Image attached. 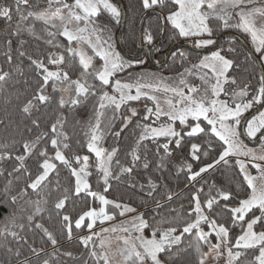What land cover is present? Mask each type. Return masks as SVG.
<instances>
[{
  "label": "snow or ice",
  "instance_id": "obj_1",
  "mask_svg": "<svg viewBox=\"0 0 264 264\" xmlns=\"http://www.w3.org/2000/svg\"><path fill=\"white\" fill-rule=\"evenodd\" d=\"M258 0H141L142 9L145 11L160 8L161 12L166 9L167 14L162 18L175 30L176 36L186 40H192V47L196 49H213L209 54L202 55L196 63H192L190 68H186L179 74L178 87H169L164 83L163 77H157L153 72L133 73L129 71L134 67L146 63L143 59H128L116 49L114 42V33L112 28L119 25L122 20L123 11L114 0H47V8L40 12L28 11L25 13L22 6L28 5V0H15V14L19 18L16 25V31L27 30L35 35L34 25L23 29L21 25L29 18L36 22H41L45 27L44 31L52 39L46 42L53 47L63 48L64 52L70 57L79 59V65L82 68L79 78L71 79L68 72L60 70H50L43 59H28L35 66L38 75L42 77L41 83L35 89L31 99L26 100L21 106L24 114L30 115L36 107V102L41 104L50 100L46 92L49 82H52V91L66 92L69 89L74 90V98L70 99L73 106L84 104L90 97H96L98 107H94L93 118L87 122V130L84 136L87 138L86 148L89 153L94 154V159L90 160L89 155L75 154L71 157L65 155V150L70 149L69 134L64 130L65 117H60L51 124L48 132H42L34 139L23 140L21 147L23 153L16 156L19 166L14 167L9 175L20 173L28 177L26 186L15 195H11L12 204L28 196V190L31 189L37 196L43 197L45 190L50 183L49 176L57 170L58 161L60 165L66 168L74 180L72 195L80 197L82 194L98 200L102 207L97 210L89 207L88 210L79 214L73 220L64 209L69 200L68 189L64 190L62 197L59 198L54 207L57 214L64 222L63 227L66 230L68 239L72 238L73 226L76 229L82 227L89 230L90 234L81 237L83 245L87 248L91 243L90 256L96 258V264H112L108 249L112 246V239L107 233H123L117 237L122 241V247L119 248V254L123 257V264H171V261L186 252L187 248L180 247L184 241L185 234L194 235L195 240L189 241V248L194 247L201 258L199 264H204L205 256L201 253V245L207 244L211 249L216 250L217 258L221 255L220 249L226 247L228 262L227 264H264V6L250 7L256 5ZM0 16L6 18L9 22L13 18V9L4 7L0 9ZM161 18L158 16V19ZM59 21V23H56ZM143 23V21H142ZM51 29H56L52 31ZM228 29L237 30L239 33L249 38L251 48L248 50L245 59L258 63L262 69L258 77V83L255 89L249 91L250 85H245L239 90L229 91L225 85H238L236 76H230L229 72L235 65V60L228 58L222 53L237 52V45L232 37L227 39L231 41V46L225 49L222 43H218L216 36ZM160 33L164 28L158 26ZM57 36H63L67 44L55 43ZM39 38V37H37ZM73 42L80 47H74ZM9 43H11L9 41ZM23 44V41L21 42ZM142 43L146 45L154 44V36L151 29H144ZM84 45L90 49L92 55H89L84 49ZM182 60H189V54L179 51ZM24 51L20 56H25ZM173 56L177 52L172 53ZM99 58L102 63L96 66L94 61ZM11 62V56L8 57ZM48 64L64 65L65 55L63 53H49ZM156 63H159L157 61ZM19 71V69H18ZM127 73L125 78H119V74ZM198 76L201 85L190 84L186 77ZM9 77L8 72L0 69V82L6 81ZM89 77L99 83H89ZM148 78L157 81L149 82ZM27 83V81H25ZM144 89H150L153 92H170L176 99L168 98L165 100L167 110L161 107L160 101L155 95L149 94ZM134 90V94H133ZM111 92V94H110ZM225 98H221V97ZM146 97L153 102L154 107L145 106V114L142 120H151V123L137 125L141 132L137 138L136 146L131 152V163L135 165L141 161L140 148L144 141H157L163 137L165 142L162 148L166 155L171 156V146L179 148L181 142L187 138H196L200 134L214 137L220 143V152L218 157L212 162L204 163L193 171L191 163H185L181 170L187 169L188 179L191 182L198 183L197 178H202V174L214 169L223 162L228 164V158L235 157V164L239 165V172L242 174L243 183L237 186V190L230 191L218 188L213 182L209 185V193L206 194L204 201L200 199V194L204 192L201 186L194 189L190 200V210L187 216L190 218L184 221L183 226L161 227L150 224L144 214H137L131 220L110 228H102L100 233L93 232L92 229L99 221L103 224L105 221L115 219L114 213H109L106 209L112 205L115 209H120L119 215L125 213H134L136 209L126 204H121L106 198L92 190L89 183V177L95 171L98 180L102 179L104 191L110 187L109 181L113 177V162L117 157L119 149L113 148L110 151L101 146V141L105 135L111 134L120 137L121 133L132 123V117L139 115L134 107L128 111L131 116H122L121 128L114 133L108 131L112 128V122L117 119V113L124 105L130 101H140ZM66 101L63 96L59 100L61 106ZM254 106H259L257 112L250 118L243 121L245 112L251 110ZM110 110L111 114L106 116ZM154 117L155 119H152ZM105 119L107 124H104ZM183 127L178 131L175 127L176 122ZM202 121L205 122L202 126ZM32 125L39 128V122L35 119L31 121ZM242 137H247L250 141L260 145V149L250 148ZM47 140L54 155L50 156L47 146L37 148L41 142ZM211 148V139L204 141ZM13 147L15 142H13ZM4 147H9L4 145ZM145 150L147 145H144ZM37 157L36 174L25 166V160L31 156ZM207 152H201L200 143H190V156L194 161H201V157H206ZM243 157L244 159H240ZM11 158L10 153L0 154V160ZM143 167L148 168L147 158L144 157ZM163 157H161V161ZM119 164V161H115ZM249 166L255 169L258 176H253ZM133 167H120L121 173L131 174ZM58 176L59 173L56 172ZM20 179L19 176L16 177ZM257 180L261 183L257 184ZM59 185V180L56 181ZM207 183V181H205ZM149 184V195L151 189L156 188V184L151 180ZM246 184V186H245ZM12 181H9L4 188V193L9 194ZM143 187V185H141ZM215 189V195L212 194ZM243 191V195H241ZM171 199V195L168 196ZM221 200L224 201L221 204ZM26 203L34 208L32 214L27 219L31 223L34 217L39 214L43 208L42 205L48 203L47 199L26 200ZM215 206V207H214ZM228 215L227 222H218L223 215ZM15 218L16 214H11ZM169 221H160V224ZM170 223V222H169ZM125 224L127 226H125ZM227 224V226H226ZM202 225H206L210 231H205ZM12 228L23 229V224L15 223L12 220ZM36 228L47 236L53 246L57 245V238L49 232L42 224L37 223ZM239 228V234L232 238L230 231ZM145 229L150 230V236H145ZM195 230V232H194ZM4 233L10 234L13 238L24 239L15 231H11L6 224ZM215 235L217 243L213 244L210 236ZM97 239L94 241L93 237ZM97 242L99 251H97ZM27 243V240H25ZM176 249L173 251V249ZM235 249V251H234ZM12 251L11 248L8 249ZM36 252L35 248H32ZM20 253L17 252L16 255ZM71 255V253H66ZM163 255V258H161ZM244 256V260L240 258ZM250 256V258H248ZM43 264H49L47 260Z\"/></svg>",
  "mask_w": 264,
  "mask_h": 264
},
{
  "label": "trees",
  "instance_id": "obj_2",
  "mask_svg": "<svg viewBox=\"0 0 264 264\" xmlns=\"http://www.w3.org/2000/svg\"><path fill=\"white\" fill-rule=\"evenodd\" d=\"M125 12L126 23L121 31L120 44L118 41V33L122 26V20L119 25H114L112 31L114 33V42L116 49L121 52L123 56L128 59H132L130 56L138 54L140 49V41L143 36L144 29H151L154 36V44L149 46H155L153 51L152 62L154 64H161L164 62L168 53L177 46H180L175 52L176 56L171 55L167 64L162 68L158 69L152 67L148 61L145 64L134 67L129 71L133 73L146 72L148 69L155 71L157 77L169 76L171 80H178L179 74L183 73L186 68H190L192 63L198 61V57L201 54L199 51L189 49L192 47V40H186L176 36L175 30L172 29L168 23L166 25V33L162 34L158 31V26L162 27L161 23L155 20L152 15L148 16L142 27V35H139V25L144 15L148 13L142 9L141 0H118ZM71 2V0H69ZM166 3L170 4V0H166ZM260 5H251L250 7L264 6V0L259 1ZM119 6V5H118ZM8 7L13 9V18L9 22L3 16H0V69L4 72L9 73V77L6 81L0 82V154L5 152L10 153L11 158L0 160V264H43L45 260L49 264H96V258L90 256V250L92 248L91 243L86 248L81 240V237L90 234L89 230L82 227L76 229L73 226L72 238L68 239L66 230L63 227L64 222L60 215L57 214V210L54 205L56 201L62 197L65 189L69 191V200L66 202L64 211L69 214L73 220H75L79 214L88 210L89 207H94L97 210L102 206L98 200H93L92 197L85 196L82 194L80 197L72 195V189L74 187L75 178L71 176L70 172L59 164L58 161H53L57 164L56 172H53L49 176V185L45 190L43 197L37 196L28 190V196L17 201L16 204H12L10 196L20 192L22 188L26 186L28 177L23 174V170L20 173L12 172L14 167L19 166V161L16 160V156L23 153L21 142L23 140L34 139L37 135L42 132H48L50 126L54 123L60 115L65 117L64 130L69 134L70 149L65 150L66 156L89 155L90 160L94 159V154L88 152L86 145L78 144L72 138L75 130L71 127L78 124L77 130H80V138L84 139V131L87 130V120L93 118L94 107H98L96 97H90L84 104L73 106L70 103V99L74 98V90L70 89L68 97L65 92L52 91V82H49L46 88L47 94L50 96V100L41 104L36 102V107L32 110L31 114H24L21 111L23 103L32 98L37 86L41 83L42 77L38 75V71L31 61L28 59L29 56L36 59H43L45 64L50 70L66 71L71 79H77L82 71L79 65V59L72 58L63 48L57 49L46 41L52 39L48 37L47 33L43 30L44 25L41 22H36L32 18H29L24 22L21 27L26 29L34 25L35 35L28 32L27 30L20 31L17 33L16 25L19 23V18L15 14V0H0V9ZM23 11L40 12L47 8V0H28L27 6H22ZM120 7V6H119ZM161 11L160 8H156ZM167 14V10L163 11ZM123 18V16H122ZM59 23V21H56ZM56 31V29H51ZM233 33L238 35L240 39L250 47L249 38L239 33L237 30L228 29L216 36L217 41L221 38L224 33ZM39 37V38H37ZM9 41L11 43H9ZM23 41V44L21 43ZM55 43L67 44L66 39L63 36H57ZM237 45V52L235 55L231 53H222L227 55L228 58L235 60L233 69L229 72L230 76H236L238 85H228L230 90H239L245 85H250L249 91L251 92L258 83V77L261 74V70L258 63H253L252 60H246V54L248 52L239 42L235 41ZM225 49L231 46V41L225 39L221 42ZM75 43L73 42V46ZM145 45V44H144ZM194 48V47H193ZM24 51L25 56H20V52ZM179 51H184L189 54V60H182L179 56ZM63 53L65 55V64L56 66L48 64L49 53ZM11 56V62L8 57ZM133 60V59H132ZM159 61V63H156ZM96 66H99L102 61L96 58L94 61ZM19 69V71H18ZM127 73L119 74V78H125ZM27 81V83H25ZM89 83H96L91 77L88 79ZM111 94V92H110ZM63 96L66 101L65 105L61 106L59 100ZM258 106H254L251 110H255ZM123 109V108H122ZM264 110V109H263ZM252 112V111H251ZM250 112V113H251ZM108 115L111 111L108 110ZM122 116L125 114L120 110ZM249 113V114H250ZM145 114L142 111L138 116L132 119V123L128 125L126 129L121 133L120 137L114 135H105L101 141V146L107 150L113 148L119 149L117 157L114 158L113 162V177L110 178V187L105 192L102 179L98 180V175L93 171V175L89 177V183L92 185V190L99 194L105 195L107 199L126 204L136 209V214H144L145 218L149 220L150 224L157 225L162 229L165 227H177L179 229L183 226L184 221L190 219L187 216V212L190 210V200L194 193V189L203 187L204 192L200 194V199L203 202L206 194L209 193V185L213 182L218 188L225 190L236 191L237 186L243 183L242 174L239 172V165L235 164L234 158H228L229 163L217 165L214 169L209 172L202 174V178H197L198 183L191 182L188 179L187 169L182 167L185 163H191L193 165V171L198 170L204 163L212 162L218 157L221 150L220 143L214 137H209L204 134H200L196 138H185L181 142L179 148L173 144L171 146L172 155L168 156L165 154L162 145L165 142L163 137L157 141H144L140 148V154L142 156L141 161H138L135 165H132L131 152L136 146L137 138L141 132V128L137 125H143L151 123V120L144 121L141 117ZM118 115V113L116 114ZM35 119L39 122V128L32 125L31 121ZM153 119V117H152ZM84 121H86L84 123ZM83 122V123H82ZM81 123V124H80ZM113 123V122H112ZM205 122L202 121V126ZM104 124H107L105 119ZM122 126V119L113 123L110 132L114 133L118 131ZM176 129L179 131L183 126L177 121L175 124ZM109 131V130H108ZM211 139L212 147L209 148L207 143L204 141ZM85 140V139H84ZM13 142L15 146L13 147ZM200 143L201 152H207L206 157L202 156L201 161H194L190 156V143ZM85 143V142H84ZM8 145L9 147H4ZM144 145H147L145 150ZM41 146H47L50 156L54 155L50 144L47 140L41 142L38 146L37 151ZM144 157L147 158L148 168L143 167ZM161 157L163 160L161 161ZM116 160L119 164H116ZM25 166L29 171L32 172L33 176L36 174L37 157L35 155L25 160ZM133 167L131 174L121 173L120 167ZM251 172L255 173L256 170L251 168ZM20 179L17 180L16 177ZM59 180V185L56 181ZM151 180L156 184L155 189H151V195H149V184ZM9 181H12L9 194L4 193V188ZM207 181V183H205ZM143 185V187H141ZM246 186V184H245ZM215 189H212V194L215 195ZM171 195V199L168 196ZM243 195V191H241ZM47 199L48 203L42 205L43 210L34 217L33 222H29L27 217L32 214L34 208L26 203V200H37ZM224 201L221 200V204ZM215 207V206H214ZM109 213L115 214V219L120 220L122 217L119 215L120 209H115L112 205H108L106 209ZM16 216L13 218L12 213ZM15 219V223L23 224V229L12 228V220ZM228 215L225 214L221 217L218 222H227ZM160 221H169L160 224ZM37 223H42L58 240L57 245L53 246L48 240L47 236L36 228ZM8 225L11 231H15L19 236L24 239L13 238L10 234L4 233L5 225ZM100 222L92 229L93 232L98 233L101 229L99 227ZM227 226V224H226ZM202 227L207 228L206 225ZM145 231H149L146 229ZM239 228H234L230 231V237L235 238L239 234ZM195 232V230H194ZM150 234V233H149ZM212 243L215 244L216 238L214 235L211 236ZM97 238L94 236L93 240ZM27 240V243H25ZM195 240V236H189L185 234L184 241L180 247L187 248L186 252H181L179 256L175 257L171 264H199V254L196 252L194 247H187L189 241ZM12 251L9 252L8 249ZM32 248L36 249V252L32 251ZM206 248V247H205ZM97 251H99L97 242ZM176 249L174 248L173 251ZM19 252V255L16 253ZM66 253H71L67 255ZM163 258V255L162 257ZM250 258V256L248 257ZM242 256L240 260H244ZM236 264H240L239 261Z\"/></svg>",
  "mask_w": 264,
  "mask_h": 264
},
{
  "label": "rangeland",
  "instance_id": "obj_3",
  "mask_svg": "<svg viewBox=\"0 0 264 264\" xmlns=\"http://www.w3.org/2000/svg\"><path fill=\"white\" fill-rule=\"evenodd\" d=\"M259 1L260 0H258V2H257L256 5H260L259 4ZM118 2L119 1L117 0V3ZM118 5H119V3H118ZM225 34L226 33H224L223 35H225ZM223 35H221V37ZM74 47H80V46L75 44ZM83 47H84L85 51L88 52L89 55H92L90 49H88L86 45H84ZM199 50H209V49H199ZM209 53H210V51L209 52H201V54L199 55L198 58H200L202 55L209 54ZM146 72H153V73H155V71H153L152 69H148V70H146ZM161 77L164 78V83L167 84L169 87H178V86H180L179 85V78H178V80H175V79L174 80H171L172 78L169 77L168 75L167 76L162 75ZM148 79H149V82L157 83V81L152 80V78H148ZM186 79L188 80V82L190 84H195L197 86H200L201 85V81L199 80L198 76H188V77H186ZM225 87H226L227 90L231 91L228 85H225ZM69 91H70V89L65 92L66 97H68V92ZM143 91H147V92H149V94L155 95L157 97V99L160 101L161 107H163L165 110H167V104L165 103V100L168 99V98L176 99L172 93H170V92H164L163 90H161L159 92H153L150 89H144ZM133 94H134V90H133ZM221 98H225V97L222 96ZM145 106H147V107H154L153 102L151 100H148L146 97H142L140 101H130L128 105H124L122 107L123 109L121 108V111H123L125 113L123 116H125V115L126 116H131V112L128 111V109L130 107L136 108L137 111H138V113L140 114L142 111H145ZM255 108H257V107H255ZM251 111L253 112V110H249V111L245 112L244 116L242 117V124H243L244 119L249 115V113ZM108 114L109 113L106 112V116ZM121 117H122V115L118 112L117 119L115 121H113V123H116L117 121H119L121 119ZM133 118L134 117H132V119ZM153 119H155V118L153 117ZM88 120H90V118ZM85 122L86 121H84V123ZM122 123H123V121H122ZM71 128L73 130H75L74 133H73V135H72V138L74 139V141L75 142H78V144L86 145L87 138L85 137L84 138L85 140L80 138V136H79L80 135V130H77L78 124L73 125ZM242 139H244V141L248 145V147H250V148H256L257 150L260 149V145L259 144H255V145L251 144L250 142H252V141H250L247 137H242ZM230 158L236 159L235 157H230ZM240 159H244V158L241 157ZM249 168H250V171H251V166H249ZM251 173H252L253 176H258L257 171L255 173H253V172H251ZM259 183H261V181L257 180V184H259ZM136 215L137 214L135 212L134 213H125L124 216H121L122 218L120 220L113 219L111 221H105L103 224L100 223L99 227L102 229V228H110V227H114V226H119V225L124 224L125 222L131 220ZM125 226H127V225L125 224ZM165 228L167 229V228H169V226H167ZM101 229L99 230L98 233H100ZM204 230L205 231H210V229L208 227L207 228L204 227ZM149 233H150L149 231H145L144 232L145 236H150ZM177 234H179V233H177ZM103 235H108L112 239V246H111L110 249H108L109 256H110V259H111L112 264H123V257L119 254V248L122 247V241H118L117 240V237L120 236V235H124V234L117 232V233H107V234H103ZM210 240L212 242L211 236H210ZM215 243H217V240H216ZM234 251H235V249H234ZM220 252H221V255L219 256V258H217L216 250L211 249L207 244H202L201 245V253H203L204 256L206 257L205 258V261H204V264H227V262H228V255H227L226 247L222 246L221 249H220ZM199 257L201 258L200 254H199Z\"/></svg>",
  "mask_w": 264,
  "mask_h": 264
},
{
  "label": "flooded vegetation",
  "instance_id": "obj_4",
  "mask_svg": "<svg viewBox=\"0 0 264 264\" xmlns=\"http://www.w3.org/2000/svg\"><path fill=\"white\" fill-rule=\"evenodd\" d=\"M116 3H117V0H114ZM118 4V3H117ZM150 15H152L153 16V18H155V20L156 21H158L159 20V22L161 23V25H162V28H164V32L163 33H161L162 34V36L163 35H165V33H166V25L168 24L163 18H162V16L163 15H166L164 12L162 13L161 11H159V10H157V9H155V10H152V11H148V13L146 14V15H144L143 16V18L141 19V22H140V25H139V35L141 36L142 35V27H143V25H144V22L147 20V18H148V16H150ZM158 16H160L161 18H159L158 19ZM142 21H143V23H142ZM122 23H123V18H122ZM125 23H126V17H125ZM225 35H233V39L235 40V41H237V42H239L245 49H247V50H249L250 48H251V45H250V47H248L247 45H246V43H244L241 39H240V37L238 36V35H235V34H233V33H231V32H229V33H226ZM225 35H223V36H225ZM222 36V37H223ZM228 38V36L225 38V39H227ZM237 38V39H236ZM224 39V40H225ZM140 49H139V52H138V54L137 55H135V56H137V58L136 59H143V60H145V61H148L149 63H150V65L152 66V67H156V68H158V66H161V65H163L164 64V66L167 64V62H168V60H166V58H167V56H166V58H165V60H164V62L163 63H161V64H154L151 60H152V57H153V51H154V49H155V46H149V45H144L143 43H142V39H141V41H140ZM181 46V45H180ZM182 46H184V47H186V48H189V49H194L195 51L196 50H199V49H196V48H193V47H188L187 45H185V44H183ZM179 49V48H178ZM176 51V50H175ZM174 51V52H175ZM172 55V54H171ZM170 55V56H171ZM170 58V57H169ZM136 59H133V60H136ZM166 62V63H165ZM163 66V67H164ZM162 67V68H163ZM162 68H159V69H162Z\"/></svg>",
  "mask_w": 264,
  "mask_h": 264
},
{
  "label": "water",
  "instance_id": "obj_5",
  "mask_svg": "<svg viewBox=\"0 0 264 264\" xmlns=\"http://www.w3.org/2000/svg\"><path fill=\"white\" fill-rule=\"evenodd\" d=\"M119 3V5H120V7H121V9H122V11H123V23H122V26H121V29H120V31H119V33H118V41H119V44H120V37H121V31H122V29L124 28V26H125V12H124V9H123V7H122V5H121V3L120 2H118ZM233 37V35H225V36H223V37H221V39L218 41V43H221L226 37ZM237 39V38H236ZM180 46H177V47H174L169 53H168V55H167V58H166V60H168L169 59V57H170V55L175 51V50H177L178 48H179ZM211 50H213V49H209V50H196V51H199V52H209V51H211ZM132 59H136L137 58V56H130ZM166 63V62H165ZM164 66V64L163 65H161V66H158V69L159 68H162ZM258 66H259V68H260V70L262 71V69H261V67H260V65L258 64ZM259 107V106H258ZM257 107V108H258ZM257 108L251 113V114H249L244 120H246V119H248V118H250L254 113H256L257 112ZM243 125V124H242ZM251 144H253V145H255V144H257V143H255L254 141H252V142H250Z\"/></svg>",
  "mask_w": 264,
  "mask_h": 264
}]
</instances>
